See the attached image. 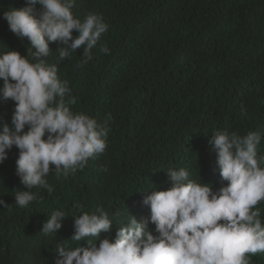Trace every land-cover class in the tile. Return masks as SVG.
Segmentation results:
<instances>
[{
  "label": "trees",
  "instance_id": "trees-1",
  "mask_svg": "<svg viewBox=\"0 0 264 264\" xmlns=\"http://www.w3.org/2000/svg\"><path fill=\"white\" fill-rule=\"evenodd\" d=\"M24 6L26 0H0V52L27 55L29 41L10 31L3 16ZM73 12L81 20L101 14L109 25L100 43L110 54L98 45L82 68L76 67L82 49L58 63L76 99L74 112L98 122L111 114L107 148L75 173L51 172L54 191L32 189L39 198L26 208L14 196L25 189L16 174L19 149L9 151L0 164V199L9 204L0 208V264H56L58 244L90 248L114 238L130 213L150 217L142 202L148 193L136 191L170 187L168 168H185L190 179L218 190L220 169L208 143L217 130L259 133L264 154V0H76ZM62 46L51 43L53 54L43 59L57 63ZM14 109L13 100L0 98V127L11 125ZM256 207L264 222V201ZM98 208L113 220L111 234L72 241L73 216ZM55 210L67 216L55 235H45L43 224ZM250 260L264 264V253Z\"/></svg>",
  "mask_w": 264,
  "mask_h": 264
},
{
  "label": "clouds",
  "instance_id": "clouds-1",
  "mask_svg": "<svg viewBox=\"0 0 264 264\" xmlns=\"http://www.w3.org/2000/svg\"><path fill=\"white\" fill-rule=\"evenodd\" d=\"M75 4L76 0H26V6L3 13L10 31L29 41L27 55L0 52L4 81L0 98L15 102L11 125L0 127V164L14 146L19 149L16 174L26 190L14 196L21 208L38 200L32 189L54 191L47 179L51 172L57 177L75 173L107 148L111 114L98 122L85 112H74L71 106L76 99L69 81L58 75V63L80 49L83 55L77 68L93 59L92 50L98 45L100 53L110 54L100 43L109 28L104 17L91 12L81 20L73 12ZM53 42L63 46L57 50L58 62L48 63L43 57L53 54ZM261 139L255 131L245 135L215 131L208 143L217 157L222 186L213 190L210 183L190 179L185 168H168L165 183L170 187L136 191L148 193L142 202L150 208V217L138 220L129 212L114 238L100 240V234H111L114 226L107 211L98 208L73 216L70 239L82 242L96 237L99 245L58 244L56 264H251V256L264 253V222L256 207L264 201ZM8 207L0 199V208ZM66 216L62 210L53 211L42 233L55 235Z\"/></svg>",
  "mask_w": 264,
  "mask_h": 264
}]
</instances>
